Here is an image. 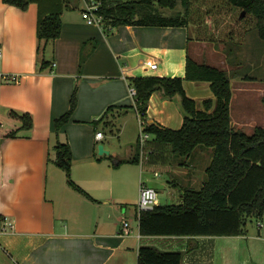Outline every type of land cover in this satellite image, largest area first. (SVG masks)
<instances>
[{
  "label": "crops",
  "instance_id": "crops-1",
  "mask_svg": "<svg viewBox=\"0 0 264 264\" xmlns=\"http://www.w3.org/2000/svg\"><path fill=\"white\" fill-rule=\"evenodd\" d=\"M49 9L44 4L43 11ZM38 10L37 2H31L22 11L0 0V131L20 126L18 120L9 116L10 109L32 117L31 128L20 129L15 137L0 138V215H7L14 222L13 231L1 235L0 250L11 259L4 255L0 264H138V248L142 245L182 251V264H230L223 251L229 246L238 249L236 241L240 235L141 234L135 212L139 186L143 183L157 193L159 190L151 185L140 164L134 170L137 179L129 180L132 186L129 193L128 180L117 172L119 165H134L119 160L134 154L142 128L124 76L183 77L189 54L185 27L99 26L88 23L82 17V9L64 8L60 13L59 36L39 53ZM199 43L207 47L205 41ZM42 56L50 65L39 71ZM153 62L157 63L156 68L150 67ZM11 74L17 75L18 81L7 80L6 76ZM194 83L185 80L184 88L191 98L201 100L198 109L203 108L202 96L215 101L208 91L209 83L197 84L191 93L189 87ZM75 86L76 108L55 133L54 119L68 110ZM110 105L119 107L99 120ZM130 111L138 123L134 132H138L131 141L135 144L130 149L132 155L119 159L117 153L102 143L104 133L101 139L95 138L99 131L96 128L99 124L111 126L120 119L123 131L131 119ZM182 121L178 95L167 97L161 91L151 94L144 115L146 124L178 129ZM7 122L11 127L4 129ZM230 124L233 128L240 126L233 121L231 109ZM84 125L88 126V132L81 131ZM153 137L150 134L145 142L149 150L143 165L162 166L165 171L182 176L185 183L178 186L180 203L184 189H196L193 184L202 186L212 148L196 146L190 155L181 157L172 151L170 144L153 141ZM56 141L70 145L71 180L87 195L70 186L66 176H60L52 160ZM97 143L108 153H96ZM127 194L129 202L134 203L131 213L138 232L131 233V228L122 236L117 228L121 220L117 205L119 198ZM12 255L17 259L13 260Z\"/></svg>",
  "mask_w": 264,
  "mask_h": 264
},
{
  "label": "trees",
  "instance_id": "trees-1",
  "mask_svg": "<svg viewBox=\"0 0 264 264\" xmlns=\"http://www.w3.org/2000/svg\"><path fill=\"white\" fill-rule=\"evenodd\" d=\"M24 11L31 2L39 4L36 35L38 52L56 39L61 31L60 13L64 8H74L78 0H2ZM96 13L102 18V25L117 27L121 25L146 26H195L203 20L199 18L202 2L208 1L214 8L219 3L228 5L233 14L243 11L239 21L228 26L224 34L226 41H234L233 32L239 26L243 35L255 30L260 41L264 42V0H98ZM201 2V3H200ZM44 4L49 11H43ZM180 5V10L175 8ZM160 9H168L169 14ZM208 14L205 8L202 12ZM232 14V15H233ZM231 15V16H232ZM205 22L213 23L206 19ZM207 29L214 27L207 24ZM236 34V33H235ZM200 35V36H199ZM198 41H214L207 31L196 30ZM189 37V36H188ZM189 39V38H188ZM50 61L43 56L39 61V71L49 67ZM207 81L215 101L202 100V109L187 95L184 81ZM128 82L136 89L135 110L141 120L147 110L151 94L161 91L165 96L178 95L183 110V121L178 129L163 127L157 123L144 125L142 130L153 135V141L168 143L172 151L187 157L196 146L212 148V158L205 169V177L199 189L186 188L182 191V201L178 204L154 205L152 209L142 210L138 216L139 232L144 235H240L244 231L246 218L264 213V126H255L251 134L235 129L230 124L231 86L227 72L219 67L200 63L189 54L185 59L183 77L131 76ZM264 99V98H263ZM77 104L76 86L69 99V108L54 119L55 133L70 119ZM110 105L99 120L106 117L112 109ZM11 118L18 120L20 126L0 131V138L15 137L20 129L32 126L29 113L8 110ZM92 123H96L93 120ZM52 160L65 172L67 183L75 190L86 194L71 180L72 152L68 142L56 141ZM139 140L130 158L119 163H137L140 158ZM110 159L111 156H108ZM87 195V194H86ZM190 249V248H189ZM182 251H163L154 246L142 245L138 248V264H182Z\"/></svg>",
  "mask_w": 264,
  "mask_h": 264
},
{
  "label": "rangeland",
  "instance_id": "rangeland-1",
  "mask_svg": "<svg viewBox=\"0 0 264 264\" xmlns=\"http://www.w3.org/2000/svg\"><path fill=\"white\" fill-rule=\"evenodd\" d=\"M84 4V0H78L76 7L71 8V10L80 11L83 9ZM201 4L202 11H199V18L203 21L199 23V26H195V23L191 22L189 27L185 26L184 29L185 34L189 36L187 44L189 55L197 62L221 67V69L223 68V70L227 72L232 95L230 100L231 116L233 121L240 125L238 126L239 128H234L241 129L246 134H251L255 126H264V42L260 41L255 30L248 31L243 35L244 27L241 26L233 32V42L230 40L226 41V39L218 40L219 38H227L224 34L227 33L228 26H230L234 20L235 22L236 20L237 22L239 21L240 10L238 11V17L236 16L237 14L235 13L234 15L232 10L227 7L228 5L223 2L219 3V5L214 8L209 5L208 1H204ZM205 8L208 9L210 13L203 14L202 12ZM180 9V5L175 8V10ZM160 11L166 14L174 12L168 9H160ZM206 19L212 20L213 23L205 22ZM207 24L213 26L214 31L207 29ZM196 30L202 32L206 30L207 34H210L215 40H204L207 47H205V45H200L199 41L196 40V38L200 36H196ZM213 47L216 49L215 51ZM194 82L196 83L191 84L189 87L191 93L197 84H208L207 81ZM208 91L211 92V89H208ZM202 97L205 98L206 96ZM194 100L197 104L196 107H199L198 104L201 100L199 101V99L196 98ZM132 114L133 112L130 111L128 116L131 117V119L127 124L126 129L123 131L120 130L122 124L120 119H116L111 126L97 124L98 128L96 129L104 133L102 143H105V146H108L111 151L117 153L119 159H121V157L132 155L130 149L135 145L131 143L133 142V137L136 132H134V129H138V123L136 117H132ZM1 120L2 119H0V121ZM4 126L5 129L10 125L7 122ZM88 129V126L84 125L81 131L88 132ZM140 134L142 135L143 133L140 131ZM142 147L144 149L142 150L143 153L140 162L132 163L134 165H119L121 167L119 168L120 170L117 171L120 176H123L128 180V183L126 184L128 193L132 189L129 180H132L133 178L135 180L137 179L138 176H136L134 170L137 171V168H140L138 166L140 164L144 174L149 175L151 185L159 190L156 196V204L164 205L178 203L181 193L178 186L180 187L185 183L182 176L176 172H167L162 166L148 167L147 165H143L144 163L142 160L147 157L149 146L148 144H144ZM95 152H98V143L96 144ZM55 166L57 165L55 164ZM57 168L60 176L64 178L65 172L61 168L59 169L58 166ZM154 171L157 172V175H154ZM167 183L169 184V187ZM193 187L196 189L200 188L197 184H193ZM129 199V194L119 198L117 215L121 218L127 219L130 225L129 229L131 230L132 228L131 233H136L138 232L137 225L132 214L134 203L129 202ZM127 207L129 213H126ZM117 228H120L119 222ZM236 242L239 246L238 249H233L229 246L223 251L225 255H227V261L230 264H264V213L260 217L252 216L246 218L244 231L240 234ZM1 251L2 250H0V259L4 255L6 256V254ZM8 257L11 259V256L8 255ZM12 259L16 260L17 257L12 255Z\"/></svg>",
  "mask_w": 264,
  "mask_h": 264
},
{
  "label": "built area",
  "instance_id": "built-area-1",
  "mask_svg": "<svg viewBox=\"0 0 264 264\" xmlns=\"http://www.w3.org/2000/svg\"><path fill=\"white\" fill-rule=\"evenodd\" d=\"M84 7L82 9V17L88 22V23H93L97 24L99 26H102V18L100 15L96 13V10L100 4L98 0H84ZM1 55V51H0ZM151 68H156L157 63L153 62L150 64ZM125 79L126 78L124 76ZM6 79L9 81H18V76L15 74H11L6 76ZM128 92L129 95L133 98V107L135 109V96H136V89L134 88L133 85H131L128 82ZM136 112V110H135ZM137 116L139 117L140 125L143 127L144 121L141 120L139 114L136 112ZM141 132L143 133L142 135L139 134V145L141 148V151L143 149V145L147 141L149 135L144 132L141 128ZM103 137V133L99 130L96 131L95 133V138L97 140L101 139ZM156 196L157 192L153 187H150L148 185H145L143 183L140 184L139 186V195H138V201H137V206H136V218H138L140 211L142 210H149L152 209L154 205H156ZM14 229V222L13 220L7 216V215H0V235L10 233ZM130 232L129 229V222L125 218H121L120 220V228H119V234L122 235H127ZM0 249H3L1 243H0Z\"/></svg>",
  "mask_w": 264,
  "mask_h": 264
},
{
  "label": "water",
  "instance_id": "water-1",
  "mask_svg": "<svg viewBox=\"0 0 264 264\" xmlns=\"http://www.w3.org/2000/svg\"><path fill=\"white\" fill-rule=\"evenodd\" d=\"M243 15H244V12L241 11V12H240V17L243 16ZM98 153H99V154H103V153L107 154V153H108V150H105V149L103 148V145H102V144H98Z\"/></svg>",
  "mask_w": 264,
  "mask_h": 264
}]
</instances>
